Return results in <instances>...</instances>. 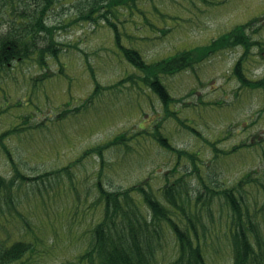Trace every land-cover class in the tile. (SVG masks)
I'll use <instances>...</instances> for the list:
<instances>
[{"label":"rangeland","instance_id":"374dc122","mask_svg":"<svg viewBox=\"0 0 264 264\" xmlns=\"http://www.w3.org/2000/svg\"><path fill=\"white\" fill-rule=\"evenodd\" d=\"M84 2L55 0L46 21L54 29L42 35L61 44L58 56L47 54V65H40L35 53L0 67V133L19 128L4 138L11 157L0 145V174L13 178L17 166L26 176L16 177L11 199L3 191L0 249L18 240L29 245L12 264H90L80 256L91 248L93 228L104 215L99 179L109 190L143 184L164 202L167 183L180 179L177 199L191 195L185 210L195 219L207 263L232 264L233 218L222 189L240 186L264 236V89L242 87L234 74L235 62L244 58L250 78L264 76V0L114 5L110 17L123 44L138 49L148 63L184 50L203 54L193 66L160 73L175 97L169 105L173 113L166 112L159 93L144 81L145 72L119 49L109 23L79 17L80 10H88L81 8ZM14 11L0 6V33L20 23V17L14 22ZM252 21L246 30L261 45H254L248 56L244 47L221 41ZM156 130L176 150L164 146ZM119 133L127 140L112 144ZM100 145H105L103 161L92 151ZM203 183L208 204L201 200L196 206ZM209 188L219 192L211 195ZM134 194L145 214L143 195ZM174 216L183 218L177 212ZM164 226L157 264H171L178 256L176 237Z\"/></svg>","mask_w":264,"mask_h":264},{"label":"trees","instance_id":"16d2710c","mask_svg":"<svg viewBox=\"0 0 264 264\" xmlns=\"http://www.w3.org/2000/svg\"><path fill=\"white\" fill-rule=\"evenodd\" d=\"M84 1L81 8H88V10L86 12L80 10L82 13L79 17L93 21L98 18H104L109 23L114 30L116 44L119 49L129 62L145 72L144 81L148 82L153 90L159 93L166 112L173 113L169 110V105L175 101V97L170 95L166 85L162 83L160 73L174 72L193 66L195 62L203 58L201 57L203 54L188 55V51L184 50V52L168 59L164 58L155 63H148L138 49L123 44L119 26L110 17L113 13L112 8L114 5L132 7V4L137 0ZM54 2L55 0H0V6H3L8 12L11 9H15L13 15L17 16H14V22H17L20 17L18 25L13 24V27L8 32L0 33V67H9L14 60L32 58L35 53L37 54L36 61L40 65L45 66L47 65V54L58 56L61 43L53 38L51 39V35L49 36L48 34H52L54 27H50L46 23L48 13L55 5ZM253 23L252 21L250 24L236 26L226 33L221 41L229 46L239 45L244 47L243 54L245 53L248 56L254 45H261L260 41L253 39L249 31L246 30V27H250ZM43 31L48 34L42 35ZM199 52L205 53V50ZM245 60L240 58L235 62L234 66V74L238 76L241 86L264 89V76L259 79L250 78L244 69ZM46 76L48 75L40 77ZM80 108L77 107L76 110ZM180 122L184 124L183 121ZM187 127L192 131H197L192 125H187ZM15 130L18 131L19 128L6 129L0 133V145L9 157H11V151L4 138ZM156 131L154 135L157 136L164 146L176 150L167 137L161 134V131ZM127 137L124 133H119L114 137L112 144H121L127 140ZM104 146L100 145L92 150L99 153L101 161L104 159ZM179 152L180 154L184 153L182 151ZM84 155L85 153L82 156ZM190 156L194 159L196 155L190 154ZM61 169L55 172H60ZM15 171L16 175L10 179L0 174V203L3 191H6L11 199V188L14 186L16 177L22 179L26 177L18 170L17 166H15ZM47 174L50 173L31 177V179H39ZM178 181L167 183L168 185L164 189L166 197V202H164L154 196L143 184H137L128 189L109 190L105 187L102 180L99 179L97 187L100 192V198L104 200V215L93 228L91 248L80 256L81 260L87 259L90 264H157L155 261L156 248L162 247L161 236L163 231L166 230L164 225H167L168 229L175 235L178 247V256L171 264H208L199 241L200 234L195 219L185 210V205L191 200V195L186 197V193L185 196L180 195L177 199L176 192L178 191L176 187ZM241 185L243 186V184ZM203 187H206L205 183L198 189L197 198H195L196 206L201 200H207L204 205L208 204L209 198H204ZM239 187H227L220 191V195L231 209V217L233 218L229 237L234 252L232 264H264V236L259 229V223L249 215V205L244 200V194L239 190ZM134 192H139L143 195V205H146L149 209L145 214H143L139 199ZM209 192L214 195L219 191L209 188ZM179 200L185 203H180ZM173 208L176 210L172 211ZM175 212H177L179 217L183 214V218L176 219L174 216ZM28 246L26 242L18 240L8 248L0 249V264H12L27 251Z\"/></svg>","mask_w":264,"mask_h":264}]
</instances>
